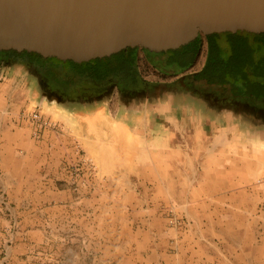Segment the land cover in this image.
I'll list each match as a JSON object with an SVG mask.
<instances>
[{
	"label": "crops",
	"instance_id": "0c3cea01",
	"mask_svg": "<svg viewBox=\"0 0 264 264\" xmlns=\"http://www.w3.org/2000/svg\"><path fill=\"white\" fill-rule=\"evenodd\" d=\"M139 77L57 97L0 56V264H264V98ZM37 107L59 129L41 140Z\"/></svg>",
	"mask_w": 264,
	"mask_h": 264
},
{
	"label": "water",
	"instance_id": "95a60500",
	"mask_svg": "<svg viewBox=\"0 0 264 264\" xmlns=\"http://www.w3.org/2000/svg\"><path fill=\"white\" fill-rule=\"evenodd\" d=\"M237 31L264 34V0H0V51L62 62L157 54Z\"/></svg>",
	"mask_w": 264,
	"mask_h": 264
},
{
	"label": "trees",
	"instance_id": "16d2710c",
	"mask_svg": "<svg viewBox=\"0 0 264 264\" xmlns=\"http://www.w3.org/2000/svg\"><path fill=\"white\" fill-rule=\"evenodd\" d=\"M205 37L208 41V52L199 77L208 85L211 83L239 84L248 94L256 98H264V34L237 31ZM216 38H224L226 43H218L215 41ZM199 39L200 35L194 41L176 50L157 54L142 50L154 69H159L160 72L181 73L192 64L199 47ZM137 49L127 48L109 57L83 63L67 62L82 74L102 79L122 70L125 66L134 65L133 52ZM10 53L17 54L13 51H0V56ZM32 54L42 59L38 54ZM157 56L162 57V61H155L154 57Z\"/></svg>",
	"mask_w": 264,
	"mask_h": 264
},
{
	"label": "flooded vegetation",
	"instance_id": "af4514ba",
	"mask_svg": "<svg viewBox=\"0 0 264 264\" xmlns=\"http://www.w3.org/2000/svg\"><path fill=\"white\" fill-rule=\"evenodd\" d=\"M216 42H220L218 38L215 40ZM208 44V41H207ZM12 57L14 59H24L28 60L29 62L33 63L35 68L39 71L42 75V85L43 89L49 95L54 96H69L72 95V91L81 88L83 82L86 81H114L112 83L114 86L116 84H121L123 87H131L136 84L137 78H140V73L136 70L135 66L132 65L131 67L125 66L122 70L117 71L105 78L97 79L95 77H90L89 75L82 74L79 72L75 67L68 64L67 61H55L52 58H37L32 53H22L20 54L17 52L7 54L5 57ZM205 65V64H204ZM203 69V68H202ZM202 70L194 71L191 73V76H188L190 73L181 72L179 74L180 78H188L190 82L193 84L201 83L205 85L207 82L199 77V73ZM162 73V72H161ZM165 74H172L175 72H164ZM177 74V73H176ZM177 76V75H175ZM174 77H172L173 79ZM96 83V82H94ZM211 89H217L225 94H229L232 96H243V97H254V95H250L246 92L245 88L241 85H230V84H222V83H211L209 86ZM91 88H97L96 86H92Z\"/></svg>",
	"mask_w": 264,
	"mask_h": 264
},
{
	"label": "rangeland",
	"instance_id": "374dc122",
	"mask_svg": "<svg viewBox=\"0 0 264 264\" xmlns=\"http://www.w3.org/2000/svg\"><path fill=\"white\" fill-rule=\"evenodd\" d=\"M219 41L221 42V44L226 43L224 38L219 39ZM198 45L199 47L193 59L192 64L183 71V74L193 73L194 71L202 70V68L204 67V64L206 62L207 52H208V44H207V39L205 36L200 35ZM4 56H6V54ZM133 57H134V66L136 70L140 73L142 77H145L149 80H159V79L170 80L172 79V77H176L175 75L180 74V73L165 74L164 72L161 73L159 69H154L152 65L150 64L146 54L145 55L142 54L141 51H139V53H133ZM154 60L162 61V57L160 56L154 57ZM0 212L2 216H6L8 220H10V218H12V215H14V211L12 209L11 210L2 209L0 210ZM35 262L36 263H33V264H41L42 261H40V259H37ZM62 262H63L62 259L59 260L58 257H56V255H53V256H50L48 260H46V258H43L42 264H46V263L47 264H62Z\"/></svg>",
	"mask_w": 264,
	"mask_h": 264
},
{
	"label": "built area",
	"instance_id": "2783aa9c",
	"mask_svg": "<svg viewBox=\"0 0 264 264\" xmlns=\"http://www.w3.org/2000/svg\"><path fill=\"white\" fill-rule=\"evenodd\" d=\"M20 121L28 124L31 130V137L34 140H41L45 132L57 133L59 131L58 126L52 123L48 117H46L39 107L31 112H22L20 114ZM72 174L79 176L80 178H89L94 175V166L92 162L85 158L82 152H77V161L74 165L69 167ZM259 183L263 186L264 190V171Z\"/></svg>",
	"mask_w": 264,
	"mask_h": 264
}]
</instances>
